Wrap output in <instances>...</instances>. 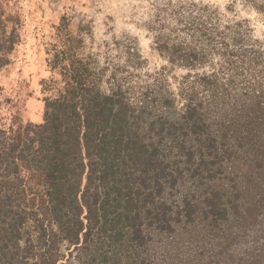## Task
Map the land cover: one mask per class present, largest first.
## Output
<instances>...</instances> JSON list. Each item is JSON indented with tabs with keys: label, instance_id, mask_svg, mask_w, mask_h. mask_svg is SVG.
Returning a JSON list of instances; mask_svg holds the SVG:
<instances>
[{
	"label": "trees",
	"instance_id": "16d2710c",
	"mask_svg": "<svg viewBox=\"0 0 264 264\" xmlns=\"http://www.w3.org/2000/svg\"><path fill=\"white\" fill-rule=\"evenodd\" d=\"M150 28L169 66L129 45L108 92L75 66L0 127V264H264V41L193 0ZM18 41L0 5V72Z\"/></svg>",
	"mask_w": 264,
	"mask_h": 264
},
{
	"label": "rangeland",
	"instance_id": "374dc122",
	"mask_svg": "<svg viewBox=\"0 0 264 264\" xmlns=\"http://www.w3.org/2000/svg\"><path fill=\"white\" fill-rule=\"evenodd\" d=\"M178 0H0L9 30L17 27L19 41L10 63L0 72V127L39 123L46 100L59 94L63 74L81 66L103 91L112 87L128 64L132 45L144 60V69L169 66L156 48L153 25L159 7ZM217 8L225 21H244L253 37L264 41V0H193ZM187 69L175 66L170 79ZM183 264L189 254L181 246ZM199 256V264L208 261ZM195 263V262H194Z\"/></svg>",
	"mask_w": 264,
	"mask_h": 264
}]
</instances>
